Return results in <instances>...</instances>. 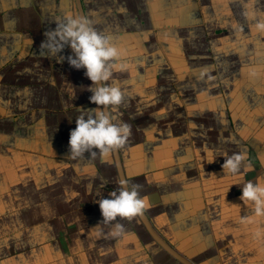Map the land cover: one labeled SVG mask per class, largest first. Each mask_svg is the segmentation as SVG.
Listing matches in <instances>:
<instances>
[{
    "label": "crops",
    "instance_id": "0c3cea01",
    "mask_svg": "<svg viewBox=\"0 0 264 264\" xmlns=\"http://www.w3.org/2000/svg\"><path fill=\"white\" fill-rule=\"evenodd\" d=\"M158 1L81 0L85 16L98 31L111 35L116 46L122 42H138L141 45L138 50L150 54L153 43L159 41L162 46L172 47L169 50L173 53L174 9L168 7V2L160 6ZM68 14L78 15L74 0H0V217L4 219L10 213L12 222L15 223L16 218L20 224H29L30 235L41 251L40 257L33 250L28 256L30 247L23 249L26 256L22 260L14 259L12 253L5 254L0 264H181L151 238L138 217L130 221L119 219L124 234L112 237L109 235L111 226L107 229L109 225L101 224V228H94L99 221L87 224L75 216L78 211L70 212L69 216L61 211L66 206L79 209L76 190L69 193L64 188L69 182L73 188L84 173L73 164L78 159H65L60 155H69V134L76 127L77 109L97 107L90 102L91 92L86 90V99H83V89L92 82L84 83L85 70L68 64L66 57L71 55L70 50L65 48L58 54L65 57L63 62H58L57 58L43 54L40 48L44 33L55 28ZM183 19L188 23L189 18ZM262 48L254 49V53L261 56ZM157 51L158 48L154 50ZM254 53L249 54L254 57ZM158 54L164 57L166 50ZM73 86L76 88L74 99ZM158 89L161 91L153 99L154 105L158 107L156 111L164 113L159 129L169 136L166 125L174 122L173 134H184L185 113L186 109L191 113V105L186 103L184 93L182 99L174 93L173 84L166 82ZM160 96L162 100H158ZM201 103L204 111L195 122L199 129H205L199 134V149L185 147L186 155L193 151L199 158L180 161L182 154L169 151L173 161L163 164L165 169L157 181V189L149 190L145 182L136 179L138 175H128L129 166L123 160L126 144L119 150L126 177L130 183L142 185L141 196L148 202L145 213L155 230L194 264H264V260H258L259 256L264 257L263 251L255 255L250 250L251 244L242 240L228 243V237L239 235L242 207L251 203L246 205L240 200L241 187L233 185L237 177L225 176L221 167L224 158L219 157L224 152L229 155L246 152L255 175L246 179V173L244 181L255 184L262 180L264 101L256 102L254 110L246 113L243 133L239 122L235 121V116L239 115L236 108L220 101L214 108L215 118L210 120L206 108L211 107L206 102ZM207 120L214 123L213 131L206 125ZM131 134L139 132L131 130ZM145 137H140L139 144L145 143ZM251 151L255 159L250 158ZM210 153L217 157L213 163H207ZM109 158L113 160L112 155ZM156 161L157 164L163 162L161 158ZM80 162L85 166L87 160L83 158ZM98 190L101 192L94 190L92 202L107 198L105 189ZM99 212L93 213L101 214ZM66 220L71 227L64 223ZM69 231L75 234L70 245L67 242ZM257 243V247L264 245V242Z\"/></svg>",
    "mask_w": 264,
    "mask_h": 264
},
{
    "label": "rangeland",
    "instance_id": "374dc122",
    "mask_svg": "<svg viewBox=\"0 0 264 264\" xmlns=\"http://www.w3.org/2000/svg\"><path fill=\"white\" fill-rule=\"evenodd\" d=\"M158 2L160 6L168 2V7L174 9L176 23L173 33L174 52L169 50H172V47L162 46L159 41L153 43L151 49L153 53L150 54L139 51L137 47L141 48V45L138 42L134 44L122 42L118 46L113 43L120 50L121 56L114 61L115 67L111 81L124 92L123 102L114 112L117 122H126L131 126V130L139 132V134H131L126 143L127 149L123 160L129 166L128 175H138L136 179L145 182L147 187L151 188L149 190L157 189V181L161 179L165 169L162 167L163 164L173 161V156L168 154L169 151H172V154H182L180 161L186 159L190 162L195 157L199 158L197 154L194 156L193 151L186 155L185 147L199 149V134H203L201 130H205L199 129L195 124L201 112L204 111L200 101L201 104L206 102L207 106L212 108H206V116L210 120L215 118L214 108L220 101L227 102L228 107L236 108L239 115L235 116V121L239 122L242 133L246 113L254 110L256 102L264 101V48H262L264 47V29L257 27L259 23L264 22V0H159ZM182 8L190 10L183 11ZM185 16L189 18L188 23L183 19ZM184 22L185 25H183ZM153 38H155L154 35ZM157 48L158 51L166 50L164 57L160 56L158 51L154 52ZM256 48H262L261 56L254 53ZM66 49L70 50L68 54L72 55L70 47ZM249 53H254L252 54L254 57H251ZM141 55L146 57L141 58ZM232 56L235 59L232 60ZM165 74L168 76H164ZM166 82L173 84L174 93L179 94L180 99L184 93L186 103L191 105V113H187V109L185 113L184 134H173L174 122L166 125L170 132L169 136L159 129L164 113L156 111L158 107L154 105L156 101L153 99L161 91L158 88ZM85 92L86 90L83 91V99H86ZM157 98L163 99L162 96ZM172 109L179 110L177 107ZM69 120L74 122L72 119ZM206 125L213 131L214 123L207 120ZM139 136H146L145 143L139 144ZM244 137L239 142L240 146ZM165 149L169 150L165 151ZM60 157L69 159L66 155H60ZM83 158L87 160L85 166L80 162ZM83 158L73 162L84 173L83 178L78 180L79 183L76 181L77 184L73 185V188L70 182L66 183L67 188H64L68 189L69 193L76 190L79 209H68L66 206L61 211L66 212L67 216L72 211H78L75 216L78 215L79 219L85 223L93 224L98 221L100 223L103 219L101 214L93 213L100 210L99 204L91 201L94 197L93 192L103 188L104 195L110 198L109 192L118 187L116 168L110 158L101 160L99 157L90 158L88 154H85ZM157 158H161L163 162L157 164ZM91 165L95 167V171ZM261 174L260 176L264 177L262 172ZM262 177L259 182L264 184ZM236 179L233 180V184L241 182L239 177ZM63 194L66 195L65 190ZM17 206L19 207L18 204ZM242 213L240 227H238L239 235L228 237V243L242 240L251 244L250 250L255 255L261 254L262 251L264 252V245L261 244L259 247L256 245L257 242H264V217L254 214L252 204L242 207ZM93 216H95L94 219ZM67 221L69 220L64 223L70 226ZM22 226L23 229L19 230ZM29 226V224H20L16 218L15 223L12 222L10 213L4 219L0 217V258L12 253L14 259L17 257L18 260H22L26 256L23 249L28 247H30L28 256L32 255V250L38 257L41 256L40 247L34 244V236L30 235ZM227 226L229 227L230 224ZM72 235H75L74 231L67 233L69 245L72 243ZM35 237L38 239L37 235ZM10 244L11 246H8ZM16 244L20 246L17 247ZM21 250L23 252H20ZM66 255L69 254L66 253ZM261 259L264 260V257L259 256L258 260Z\"/></svg>",
    "mask_w": 264,
    "mask_h": 264
},
{
    "label": "clouds",
    "instance_id": "9594fccd",
    "mask_svg": "<svg viewBox=\"0 0 264 264\" xmlns=\"http://www.w3.org/2000/svg\"><path fill=\"white\" fill-rule=\"evenodd\" d=\"M257 27L264 29V22ZM44 37L40 44L43 54L57 58L58 62L65 60L58 54L70 47L72 55L66 57L67 62L74 69L85 70V77L92 83L83 90L92 93L90 102L97 105L95 109H77L79 115L76 127L69 134L67 158L75 160L87 153L90 158L108 159L113 152L125 147L131 135V126L123 121L117 122L114 115L124 98L121 88L111 82L114 61L121 56L120 50L113 44L111 35L98 31L91 19L80 15H66L55 28L46 31ZM75 89L73 86V99ZM219 157L224 158L221 167L225 176L239 177L242 181L233 184L241 187L240 200L246 205L251 203L254 214L264 217V184L244 181L245 174L253 170L248 154L224 152ZM216 158L210 153L207 163L215 162ZM141 188L142 185L130 183L128 179L118 180V187L109 192L110 198L98 201L103 219L95 228L101 224L111 225L109 235L122 236L125 230L118 218L130 221L142 216L148 207L147 199L141 196Z\"/></svg>",
    "mask_w": 264,
    "mask_h": 264
},
{
    "label": "water",
    "instance_id": "95a60500",
    "mask_svg": "<svg viewBox=\"0 0 264 264\" xmlns=\"http://www.w3.org/2000/svg\"><path fill=\"white\" fill-rule=\"evenodd\" d=\"M76 4V8L78 11V15L85 16V12L82 6L81 0H74ZM86 17V16H85ZM114 165L116 168L118 179H127L124 166L122 164V159L120 155V151H115L112 153ZM250 158L255 159L254 153L250 152ZM255 172L250 171L246 174V179H249L250 177L254 176ZM140 221L142 222L144 228L148 232V234L151 236V238L163 249L165 250L169 255H171L174 259L179 261L181 264H194L189 258H187L185 255L180 253L178 250H176L172 245H170L165 239H163L160 234L155 230L152 223L150 222L148 216L144 212L142 216L138 217Z\"/></svg>",
    "mask_w": 264,
    "mask_h": 264
},
{
    "label": "trees",
    "instance_id": "16d2710c",
    "mask_svg": "<svg viewBox=\"0 0 264 264\" xmlns=\"http://www.w3.org/2000/svg\"><path fill=\"white\" fill-rule=\"evenodd\" d=\"M82 78L84 79V83H88V82H91L90 80L87 79V77H85V75H82ZM88 80V81H87ZM179 97V96H178Z\"/></svg>",
    "mask_w": 264,
    "mask_h": 264
}]
</instances>
